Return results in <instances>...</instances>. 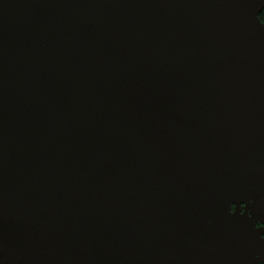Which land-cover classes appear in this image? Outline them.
Returning <instances> with one entry per match:
<instances>
[{
	"label": "water",
	"instance_id": "1",
	"mask_svg": "<svg viewBox=\"0 0 264 264\" xmlns=\"http://www.w3.org/2000/svg\"><path fill=\"white\" fill-rule=\"evenodd\" d=\"M264 0H0V264H264Z\"/></svg>",
	"mask_w": 264,
	"mask_h": 264
},
{
	"label": "trees",
	"instance_id": "2",
	"mask_svg": "<svg viewBox=\"0 0 264 264\" xmlns=\"http://www.w3.org/2000/svg\"><path fill=\"white\" fill-rule=\"evenodd\" d=\"M260 18H261V20L264 22V11H262V12L260 13Z\"/></svg>",
	"mask_w": 264,
	"mask_h": 264
}]
</instances>
